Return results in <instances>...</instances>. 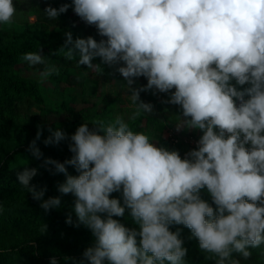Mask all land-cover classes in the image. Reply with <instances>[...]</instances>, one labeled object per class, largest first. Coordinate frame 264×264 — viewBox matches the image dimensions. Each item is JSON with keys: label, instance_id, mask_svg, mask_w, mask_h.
Listing matches in <instances>:
<instances>
[{"label": "clouds", "instance_id": "9594fccd", "mask_svg": "<svg viewBox=\"0 0 264 264\" xmlns=\"http://www.w3.org/2000/svg\"><path fill=\"white\" fill-rule=\"evenodd\" d=\"M68 8L49 5L43 12L55 21ZM73 11L106 39L67 32L66 59L78 56L77 67L101 74L95 58L109 66L123 62L116 70L134 107L130 120L153 112L140 93L155 88L170 94L164 103L182 110L176 131L203 133L184 158L132 131L122 115L94 130L82 123L70 137L57 129L45 139V145L71 141L70 159L45 164L65 174L58 191L75 198L78 224L95 237L83 257L89 264H186L180 231L170 230L184 225L201 251L218 257L215 264H240L234 253L248 260L249 249L264 244V0H73ZM16 12L13 0H0V24H12ZM23 59L44 65L43 79L59 74L41 50ZM139 77L147 84L133 87ZM233 80L249 87L238 90ZM41 135L38 127L36 139ZM29 151L43 155L35 140ZM66 165L79 175L68 174ZM36 175L25 167L17 179L45 212L60 208L59 196L44 199L46 188L30 184ZM205 188L211 203L200 196ZM126 210L138 227L114 218ZM50 264H58L55 257Z\"/></svg>", "mask_w": 264, "mask_h": 264}, {"label": "rangeland", "instance_id": "374dc122", "mask_svg": "<svg viewBox=\"0 0 264 264\" xmlns=\"http://www.w3.org/2000/svg\"><path fill=\"white\" fill-rule=\"evenodd\" d=\"M17 12L13 19V23L10 25L0 24V30L9 33V38L0 45L1 48H10L21 43L20 40L14 35L23 34L27 30L31 29L38 17L33 10L32 0H13ZM63 4H53L55 8H59ZM59 21L68 25L66 29H59L54 26H48V31L54 34H59L66 37L65 33L70 32L73 39L77 37L87 38L89 36L95 38L97 41L101 39H106V37H101L95 26L88 25L79 16H77L72 10L68 15L58 17ZM78 61L79 57L74 58ZM93 63L101 64V67L106 70V64H102L101 59L95 58ZM123 66V62L118 66ZM117 67V68H118ZM115 68V70L117 69ZM12 74L14 71L17 72L18 76L32 81L38 86L40 93L44 98V106L49 111L47 114H43L39 107L32 106L29 111L20 113L14 120L9 121L6 118H0V130L7 127L9 124L17 127L20 131V138L24 143L31 144L33 140L36 141V146L42 152L41 160L45 163L46 158H51L53 160L63 163L65 160L70 159L73 155L69 151L70 139H65L60 141L58 144L53 143L45 145V139L49 138L57 129L64 131L68 137L75 133L76 129L82 123H88V126L96 122L103 121L105 124L114 121L117 115H122L128 124L141 122L146 118L156 119L158 123L163 126L161 132L155 131L153 129H148L144 133L147 134L153 143L158 147V138L163 139L166 144L163 148L168 150L178 151L181 158L193 150L182 146H173L168 141L169 135L185 137L188 135H202V131L198 129H184L181 131L175 130V122L182 117V110L180 106L173 105L170 103H164L169 99L170 94L159 93L155 88L152 90L158 93V102L154 106V110L151 114L141 115L136 120H130L134 107H132V102L129 99V93L127 92L126 86L122 81H111L104 82L99 79L98 73L92 69H88L86 65H81L72 69V74L78 75L84 78V89L81 87H75L66 91H55L54 84L50 79V76L46 79L40 77L39 73L42 70H23L21 65L14 68V71L9 69ZM117 71V70H116ZM15 75V74H14ZM144 85L147 84V79L143 77ZM233 85L237 87L238 90H243V88L249 87L248 84L243 86L236 85L235 81H232ZM174 91V90H173ZM108 98L112 101V104L106 108L105 99ZM237 106L240 101H236ZM144 125V122L140 123ZM38 127L42 129V135L37 140ZM49 129L52 131L50 132ZM16 146L13 144L0 139V156L3 157L9 153H12ZM1 161V159H0ZM33 160L31 156L24 152L15 151L11 160L8 162L9 169L23 171L25 167L33 168ZM35 166V165H34ZM67 171L75 170L71 165H66ZM37 175L34 177L41 176L44 171L43 168L37 166ZM202 199L211 203L210 194L207 192L206 188L202 189L200 192ZM63 197V196H62ZM112 198H117L123 203L122 193L114 192L111 194ZM64 198L69 202L70 205V215H72L75 220L72 223H66L67 217H64V227L57 226L50 221L49 213L45 212L39 205L35 210H30L28 208L23 209L27 214H32L35 212L42 219L41 222L34 225H24L23 228H13L0 224V264H23L25 256L19 253L15 249L17 245L30 244L35 245L38 241L37 233H44L46 231L52 232L53 235L62 241L63 243L69 242H79L85 243L88 247L93 246L95 243V237L93 236L90 229L85 227L83 224H78V219L73 210L74 199L67 196ZM15 208H11V211ZM14 210L12 212H15ZM119 219L121 223L125 224L126 227L132 228L127 222L119 217H114ZM46 226L45 231H41L43 226ZM78 225V226H77ZM184 241L183 246L187 248L189 246L188 241ZM186 261V257H185ZM187 264V263H186Z\"/></svg>", "mask_w": 264, "mask_h": 264}, {"label": "trees", "instance_id": "16d2710c", "mask_svg": "<svg viewBox=\"0 0 264 264\" xmlns=\"http://www.w3.org/2000/svg\"><path fill=\"white\" fill-rule=\"evenodd\" d=\"M33 10L37 14V21L33 27L23 34L14 35L17 40H20L19 45L10 48L0 49V118H6L9 121L14 120L20 113L29 111L32 106L39 107L43 114L49 111L44 106V98L38 89V86L32 81L23 79L18 76L14 68L22 67L23 70H43L44 65L30 66L23 59L27 52H39L44 56L45 62L49 65H55L59 74L53 73L50 79L54 84L55 91H66L75 87L84 89V78L72 74V69L75 68L77 61L75 59H66L67 49H62L65 44L66 37L59 34H54L48 31V26H54L59 29H66L68 25L59 21L50 20L44 14V9L53 4H68L69 8L66 13L59 16L64 17L73 10V0H32ZM54 7V6H52ZM9 38V33L0 30V45ZM100 59L99 57H97ZM122 62L107 65L103 74L99 75V79L104 82L122 81L126 86V81L121 74L115 70ZM14 71V74L10 70ZM143 77L136 78V83L133 87L143 86ZM155 93V94H153ZM248 97H245L247 99ZM140 99L146 103H151L155 106L158 102V93L154 90L140 93ZM112 104L108 98L105 99L106 108ZM239 106V105H238ZM144 122V125L140 123ZM98 122L91 124L90 130L95 129ZM130 129L134 132H145L148 129L161 132L163 126L156 119L146 118L141 122L129 124ZM194 136V135H192ZM201 137L202 135H196ZM0 139L5 140L13 146H16L12 153L3 157L0 156V224H4L13 228H23L24 225H34L41 222V218L35 212L27 214L23 209L28 208L35 210L40 206V201L34 200L28 189L19 184L17 173L21 171L9 169L8 162L11 160L15 151L27 153L33 160V168L40 166L44 173L41 176L33 177L30 181L31 185H35L37 190L45 189L44 199L49 197L61 198V206L58 209L48 211L51 218L50 222L57 226L64 227V217L70 215L69 202L64 198L67 196L75 199L71 194L62 195L58 191V185L62 184L66 177L64 173L56 171L54 165L45 164L41 158H35L29 151V144L24 143L20 138V131L17 127L9 124L7 127L0 130ZM158 147H164L166 142L158 138ZM35 165V166H34ZM70 175H79L75 170L67 171ZM63 196V197H62ZM39 205V206H38ZM17 210L11 211V208ZM215 207V205H213ZM123 218L132 228L138 227L134 224L131 217L128 215V210ZM171 231H180V238L188 241V252L186 255L187 264H215L218 257L212 253L201 251L198 246V241L192 236L191 230L184 225H171ZM38 241L35 245L23 244L15 246L19 253L25 256L23 264H50V260L55 257L58 264H89L83 257V252L88 248L85 243L69 242L63 243L57 239L52 232L37 233ZM252 253L248 260H244L239 254L234 253L233 259H239L240 264H264V244L258 248L249 249ZM107 264V262H106Z\"/></svg>", "mask_w": 264, "mask_h": 264}, {"label": "built area", "instance_id": "2783aa9c", "mask_svg": "<svg viewBox=\"0 0 264 264\" xmlns=\"http://www.w3.org/2000/svg\"><path fill=\"white\" fill-rule=\"evenodd\" d=\"M199 139L200 137L192 135H188L185 137L169 135L167 141L173 146H182L189 149H197Z\"/></svg>", "mask_w": 264, "mask_h": 264}]
</instances>
